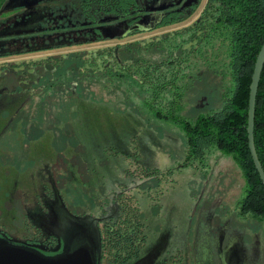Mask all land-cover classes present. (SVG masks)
Listing matches in <instances>:
<instances>
[{"label":"rangeland","instance_id":"rangeland-1","mask_svg":"<svg viewBox=\"0 0 264 264\" xmlns=\"http://www.w3.org/2000/svg\"><path fill=\"white\" fill-rule=\"evenodd\" d=\"M161 1L139 0L143 18L155 14L150 28L133 24L126 28L127 20L137 13L131 11L102 18L97 25L104 27L107 38L100 42L0 56V228L22 241L26 238L21 233L33 224L32 235L35 228L42 229L41 241L49 235L57 238L53 249L60 248L61 241L67 249L75 233L84 231L98 264L100 227L119 215L115 196L134 190L147 224L148 247L141 259L128 264H157L169 246L170 253H179L186 264H264V221L239 214L246 181L232 153L214 151L205 166L182 167L170 180H162L158 192L154 178L143 185L154 190L138 191L144 176L140 164L175 170L183 160L181 124L145 119L134 111L133 115L110 113L103 105L56 97L52 92L53 83L61 78L53 72L55 58L188 25L199 17L206 0L185 21L156 28L162 11L195 0H167L168 6L159 7ZM76 3L8 0L0 12V46L13 48L11 41L22 40L49 47L64 38L82 37ZM134 29L141 30L129 36ZM22 32L31 38L19 39L16 34ZM48 55L57 57L39 61ZM215 82L208 76L198 80L190 90V104L180 115L194 116L215 106ZM44 85L49 88L41 91ZM24 116L30 120H22ZM52 245L40 242L38 246Z\"/></svg>","mask_w":264,"mask_h":264},{"label":"trees","instance_id":"trees-1","mask_svg":"<svg viewBox=\"0 0 264 264\" xmlns=\"http://www.w3.org/2000/svg\"><path fill=\"white\" fill-rule=\"evenodd\" d=\"M6 1L0 0V11ZM200 1L166 13L156 28L185 21ZM75 8L83 22L79 25L82 37L64 38L49 47L11 41L15 47L1 45L0 56L100 42L107 38L96 27L102 18L138 13L141 4L139 0H77ZM27 34L16 35L30 39L32 35ZM263 43L264 0H206L199 17L188 25L55 58L57 68L52 67L53 72L61 78L53 83L52 92L56 97L103 105L110 113L133 115L134 111L145 119L180 123L184 134L182 165L177 163L175 170L140 165L144 174L140 178L170 180L182 167L205 166L214 151L232 153L246 181L239 214L264 221V184L252 158L247 130L250 85ZM51 57L57 56L48 55L39 61ZM206 76L216 80V105L194 116H181L182 108L190 104V90ZM41 87L42 91L49 85ZM253 136L264 170V66L256 95ZM119 207L118 217L110 218L99 230L98 264H128L145 249L146 224L137 199L133 195L131 204L122 200Z\"/></svg>","mask_w":264,"mask_h":264},{"label":"water","instance_id":"water-1","mask_svg":"<svg viewBox=\"0 0 264 264\" xmlns=\"http://www.w3.org/2000/svg\"><path fill=\"white\" fill-rule=\"evenodd\" d=\"M7 1L3 5L1 11H3V9L6 7ZM263 66L264 43L261 46V49L257 56L252 76V82L250 85L247 127L249 147L251 150L252 158L255 167L259 172L260 178L264 184V170L257 157L253 139L256 95L259 87V81ZM82 232L84 231H77L75 233L74 239L71 240L67 249L66 246L63 245L62 251L54 257H46L44 255H39L32 250L12 245L6 241L0 242V264H96L95 257L93 256L94 245L89 242L87 234H84L86 236L84 237V235H82Z\"/></svg>","mask_w":264,"mask_h":264},{"label":"flooded vegetation","instance_id":"flooded-vegetation-1","mask_svg":"<svg viewBox=\"0 0 264 264\" xmlns=\"http://www.w3.org/2000/svg\"><path fill=\"white\" fill-rule=\"evenodd\" d=\"M196 1L197 0H195L193 2H190V3H187V4H185V5L181 6V7H178V8H174L173 7V8H170L168 10L166 9V10L162 11L161 14L158 15V18H157V21L156 22L158 23L162 19V17L164 15H166V13H168L170 11H173V10H176V9L183 8L185 6H189V5L193 4ZM166 2H167V0H162L161 2H159V5H160L159 7H163L164 5L165 6H168L169 5V2H168V4ZM172 5H173V3H172ZM141 8H142V5H141ZM141 8L139 9V12L138 13H136L133 16H131L127 20L128 24H127L126 28L129 25L131 26L132 24H133V26H139V27L145 26L147 28H150V26L153 24L152 21H153V17H154L155 14H153L152 17H145V18H143V15L142 14H144V13H142V11H141L142 9ZM140 11H141V13H140ZM96 27L99 28V29H101L104 32V29H103L104 27H102V25H96ZM135 31H138V29H134L133 31L129 32L128 34L133 33ZM28 115H30V114H28ZM22 120H25V121L28 122L30 120V118L27 119L26 116H24V118L22 117ZM32 124L33 123L31 122V125ZM66 140L68 141V143H70V139L69 138H67ZM114 150L119 151V149L116 148V147L114 148ZM135 162L140 163L137 159L135 160ZM140 165H142V164H140ZM146 166H149V165H146ZM140 169H141V174H142V172H143L142 171V168L140 167ZM149 179H151V178H144L141 181L143 184L139 186V188H138L139 190L138 191L149 192V190H150V192H151L152 190H154V188H152L150 185L143 186L145 184V182L147 180H149ZM155 180L157 181V186H156L157 188L155 187V190L154 191L155 192H158L159 189H160L158 187H160V184H161V181L162 180L161 181L160 180H157V179H155ZM158 181H160V182H158ZM161 190H162V188H161ZM133 195L135 196V198L138 201V197L136 196L134 190H133V193H131L129 191H127V192H124L123 191V192L117 193L116 196H115V200H116V203L118 205L117 209L118 208L120 209L119 205H120V202L122 200H126L128 202V204H131V200H133ZM138 203H139V201H138ZM139 206H140V204H139ZM140 210H141V208H140ZM143 220H144V218H143ZM144 222L146 224V221L145 220H144ZM105 223H106V221H105ZM31 225H33V224H30V223L27 224V227H26L25 231H23V233H21V235L25 234V238H26V239H23L22 241L21 240H19V241L14 240V235L15 234L12 235L11 233L6 232L4 230V228H0V237H2V236L5 237V241L8 242V243H10V244H12V245L20 246V247H23V248H27L29 250H32V251L36 252L39 255H44L46 257H54V256H56L57 254H59L62 251L63 241H61L60 248L53 249L52 247L57 245V242H58L57 238L54 236V239H52L51 238V235H49L50 237L49 236H46V237H49V238H47L46 240L41 241L40 237L42 236V229L40 227L35 228V230H34L35 231V235H32V232H33L32 230L33 229H32V226ZM146 228H147V224H146ZM145 232H146V229H145ZM38 234H39V237L37 236ZM21 239H22V237H21ZM146 240H147V233H146ZM40 242H46V245H51V244H53V245L50 248H41V247L38 246L40 244ZM146 247H148V246L145 244V249H144L143 253L137 259L133 260L132 261L133 263L135 261L141 259L142 255L146 251ZM171 251H173V250L169 246V248L166 251L167 253H165L163 255V256H165V258L163 259V257H160V259H159V261H158L157 264H186L187 263L186 261H184L185 260L184 257L179 256V253L173 254V253H170ZM169 259H171L170 262L168 261Z\"/></svg>","mask_w":264,"mask_h":264}]
</instances>
